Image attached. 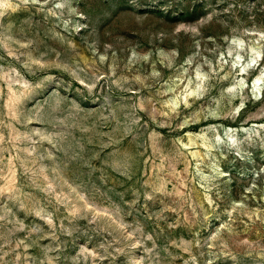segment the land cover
Segmentation results:
<instances>
[{
  "label": "rangeland",
  "instance_id": "374dc122",
  "mask_svg": "<svg viewBox=\"0 0 264 264\" xmlns=\"http://www.w3.org/2000/svg\"><path fill=\"white\" fill-rule=\"evenodd\" d=\"M261 69L264 0L0 2V264H264Z\"/></svg>",
  "mask_w": 264,
  "mask_h": 264
},
{
  "label": "bare ground",
  "instance_id": "6f19581e",
  "mask_svg": "<svg viewBox=\"0 0 264 264\" xmlns=\"http://www.w3.org/2000/svg\"><path fill=\"white\" fill-rule=\"evenodd\" d=\"M0 2H5V0H0ZM252 60H254V58H252ZM263 70L261 69L259 72H258V74L254 77V79H253V85L254 86H256L257 88H259L260 87V85H261V82H262V80L264 79V75H263ZM241 80H242V78H241ZM191 91H193V90H195V88L193 87V88H191L190 89Z\"/></svg>",
  "mask_w": 264,
  "mask_h": 264
}]
</instances>
